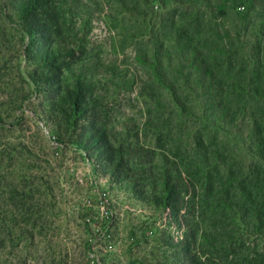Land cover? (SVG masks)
Segmentation results:
<instances>
[{
  "label": "trees",
  "instance_id": "1",
  "mask_svg": "<svg viewBox=\"0 0 264 264\" xmlns=\"http://www.w3.org/2000/svg\"><path fill=\"white\" fill-rule=\"evenodd\" d=\"M141 1L162 12L147 42L133 36L155 148L104 118L103 67L76 54L84 37L70 24L89 23L84 0H8L4 18L26 45L54 136L83 150L108 182L167 214L175 229L163 234L168 264H264V54L241 52L233 29L218 23L238 15L237 31L252 32L264 49V7L252 14V0L115 2L136 14ZM243 124L249 164L227 142Z\"/></svg>",
  "mask_w": 264,
  "mask_h": 264
},
{
  "label": "rangeland",
  "instance_id": "2",
  "mask_svg": "<svg viewBox=\"0 0 264 264\" xmlns=\"http://www.w3.org/2000/svg\"><path fill=\"white\" fill-rule=\"evenodd\" d=\"M115 1L84 0L89 23L70 21L84 37L76 54L103 67L99 87L107 93L106 121L155 148L133 36L147 42L162 12L141 1L130 14ZM252 3V14L264 7V0ZM7 5L0 0V264H168L163 234L175 229L167 214L108 182L83 150L54 136L41 112L45 97L29 78L26 45L4 18ZM219 17L220 27L233 29L241 52L263 56L252 32L237 31L238 15ZM247 129L241 125L227 142L230 153L249 164Z\"/></svg>",
  "mask_w": 264,
  "mask_h": 264
},
{
  "label": "built area",
  "instance_id": "3",
  "mask_svg": "<svg viewBox=\"0 0 264 264\" xmlns=\"http://www.w3.org/2000/svg\"><path fill=\"white\" fill-rule=\"evenodd\" d=\"M106 194H107L106 192L102 193V195H106ZM102 207H104V205H102ZM105 212H107V217H108V209H106ZM93 262H95V261L93 260Z\"/></svg>",
  "mask_w": 264,
  "mask_h": 264
}]
</instances>
